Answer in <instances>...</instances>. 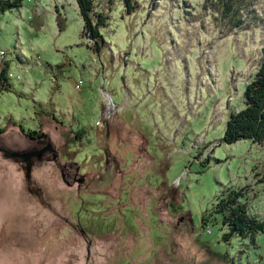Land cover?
I'll list each match as a JSON object with an SVG mask.
<instances>
[{"label": "rangeland", "instance_id": "obj_1", "mask_svg": "<svg viewBox=\"0 0 264 264\" xmlns=\"http://www.w3.org/2000/svg\"><path fill=\"white\" fill-rule=\"evenodd\" d=\"M96 1L99 52L77 0L0 12V264H264V234L226 242L209 215L232 184L264 217V145L223 141L264 0L240 27L205 0Z\"/></svg>", "mask_w": 264, "mask_h": 264}, {"label": "trees", "instance_id": "obj_2", "mask_svg": "<svg viewBox=\"0 0 264 264\" xmlns=\"http://www.w3.org/2000/svg\"><path fill=\"white\" fill-rule=\"evenodd\" d=\"M23 3L24 0H0V12L20 8ZM184 3L189 4V1L184 0ZM77 4L84 22L83 34L93 43L89 45L90 48L99 52L106 43L101 29L108 25L110 16L97 9L96 0H77ZM123 4L126 13L131 15L135 13L140 2L123 0ZM205 4L209 10L212 8L219 13L221 19L231 27L242 25L243 12L252 17L256 12V9H249V6L253 4L252 0H205ZM0 78H2L1 82H7L8 70L3 69ZM244 104L241 110L230 112L223 141L231 144L248 139L253 143L264 145V45L254 77L246 85ZM256 176L257 181L264 184V166L256 173ZM249 190L250 185L228 184L221 187L215 196L214 206L209 215H214V221L220 223L221 228L225 230L223 240L226 242L240 239L256 245L258 235L264 234V217L256 212L253 202L250 203L252 198ZM206 218H203V222L207 221Z\"/></svg>", "mask_w": 264, "mask_h": 264}, {"label": "water", "instance_id": "obj_3", "mask_svg": "<svg viewBox=\"0 0 264 264\" xmlns=\"http://www.w3.org/2000/svg\"><path fill=\"white\" fill-rule=\"evenodd\" d=\"M12 155H15V153L12 154ZM18 155H19V154H18ZM20 155H25V157L27 158V160H29V155H27V154H20Z\"/></svg>", "mask_w": 264, "mask_h": 264}, {"label": "flooded vegetation", "instance_id": "obj_4", "mask_svg": "<svg viewBox=\"0 0 264 264\" xmlns=\"http://www.w3.org/2000/svg\"><path fill=\"white\" fill-rule=\"evenodd\" d=\"M32 139H33V136H32ZM23 158V157H22ZM21 156H19V159H22Z\"/></svg>", "mask_w": 264, "mask_h": 264}]
</instances>
